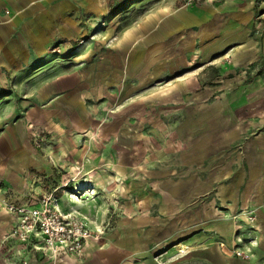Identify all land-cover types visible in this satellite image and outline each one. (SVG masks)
Instances as JSON below:
<instances>
[{"label":"crops","instance_id":"obj_1","mask_svg":"<svg viewBox=\"0 0 264 264\" xmlns=\"http://www.w3.org/2000/svg\"><path fill=\"white\" fill-rule=\"evenodd\" d=\"M150 1L0 0V264L42 257L8 237L6 205L79 167L118 217L61 264H264V0ZM109 207L72 208L92 227Z\"/></svg>","mask_w":264,"mask_h":264},{"label":"rangeland","instance_id":"obj_2","mask_svg":"<svg viewBox=\"0 0 264 264\" xmlns=\"http://www.w3.org/2000/svg\"><path fill=\"white\" fill-rule=\"evenodd\" d=\"M108 3V11H107V15L112 16L115 13H120V14H127L128 16L135 11V13L139 12L138 10H143V12L147 11V9H150V4L149 2H151L150 0H139V2H142V5H139L140 3L137 0H106ZM185 3V2H184ZM195 3V2H194ZM108 16V17H109ZM129 17H126L124 20L122 19H118V17H116L115 19L113 18L110 21V24H112V27L116 28L117 30H119L123 25H126L129 20ZM103 27V24L101 22V26ZM86 37H81L78 38L76 41V46L77 48H81L83 46V44H85V42L87 41ZM78 104H79V108H85V109H89L92 111V105L88 104V101L85 100L84 97H80L77 98L75 100ZM110 100H107L104 102V104L100 103L97 104L98 108H101L103 105H110L109 103ZM112 103L115 102V100H111ZM114 107H118V106H114ZM81 136H83V138L79 139V146H84L86 144L87 138L85 137L86 134H80ZM146 138L143 141V144H141L142 146L145 144L146 146H151V135L150 134H145ZM33 140L36 143V146L39 145L40 143V134H33ZM47 139L49 140H53L52 136L48 133L46 134ZM90 139H92L91 137H88ZM52 146V145H51ZM50 162L53 163V159L50 157L48 159ZM75 167H79L78 164L75 165ZM64 175L66 176V180L64 181L63 184H61L62 182H58L57 180H55L53 177L51 176H44V179L40 182L36 181V184H38L39 186H41L42 190L44 191V193L40 196H38L37 198H35V202H30L29 204L31 205H36L38 203V201L43 197H49L51 198L53 201L56 202L59 210L61 213L63 214H71V215H75L79 220H81V222L85 225V227L91 232V238L88 240L85 248L83 249L81 254L78 255H74L72 256L73 259L75 258H81L85 255V250L87 245L89 244V242H102L103 238L105 237L106 233H108L109 230L113 229L115 226V220L118 217V213H117V209H119L118 206V197H110V198H104L101 197L100 194H102V190H104V186L101 182H96L98 185L99 183L102 185L100 186L99 191L95 188H93V183L90 182V178L88 177V175L82 170L81 167H79L78 171H76V174L71 176L68 173V170L65 168L63 169ZM58 179V178H57ZM62 198V199H61ZM64 202V204L69 206V211L67 212H63L61 211V207L59 205V201ZM87 200H97V202L101 205V203L103 204V202H106V200H110L111 201V206L112 210L111 212H107L105 217H107V219L105 221L102 222L99 221L97 222L95 225H91L92 227L89 226V221L88 218H86L84 214H82L83 212H81V209L83 207H81V209L79 210H75L72 207L77 206V204H86ZM26 205V204H24ZM115 211V212H114ZM97 213V210L94 212ZM98 215V214H97ZM102 215V214H100ZM102 219V218H101ZM88 222V223H87ZM8 237L10 238H14L13 236H11V229L8 233ZM16 239V238H15ZM17 240V239H16ZM18 241V240H17ZM19 242V241H18ZM22 244V243H21ZM36 252L34 249L32 250L31 253ZM237 253V252H236ZM235 253V255H236ZM240 253V252H239ZM18 256H20V254H17ZM42 257H38L31 254V256L33 258H31V262H35V263H40V264H61V261L59 260V258H57L58 254L55 257H50L48 255L45 254H41ZM44 256V257H43ZM237 256V255H236ZM243 255L241 254L240 256L237 257H242ZM24 260H20L21 264H29L30 261H28L27 263H24ZM17 263V262H16Z\"/></svg>","mask_w":264,"mask_h":264},{"label":"built area","instance_id":"obj_3","mask_svg":"<svg viewBox=\"0 0 264 264\" xmlns=\"http://www.w3.org/2000/svg\"><path fill=\"white\" fill-rule=\"evenodd\" d=\"M212 0H184L186 5ZM13 216L11 236L22 244L30 243L32 250L55 257L59 252L74 256L81 254L91 232L75 215L63 214L51 198L43 196L36 205H6ZM237 256L241 253L237 252Z\"/></svg>","mask_w":264,"mask_h":264}]
</instances>
